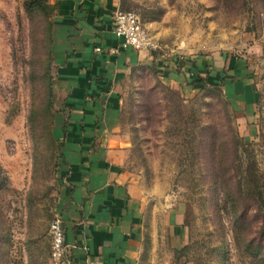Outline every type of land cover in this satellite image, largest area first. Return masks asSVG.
Masks as SVG:
<instances>
[{
	"label": "rangeland",
	"instance_id": "obj_1",
	"mask_svg": "<svg viewBox=\"0 0 264 264\" xmlns=\"http://www.w3.org/2000/svg\"><path fill=\"white\" fill-rule=\"evenodd\" d=\"M119 2L169 62L186 57L208 72L199 85L178 86L143 62L127 82L126 168L148 203V250L160 264H264V202L241 226L221 187L227 172L247 177L251 194L264 192V0ZM56 6L0 0V264H53L63 186Z\"/></svg>",
	"mask_w": 264,
	"mask_h": 264
},
{
	"label": "crops",
	"instance_id": "obj_2",
	"mask_svg": "<svg viewBox=\"0 0 264 264\" xmlns=\"http://www.w3.org/2000/svg\"><path fill=\"white\" fill-rule=\"evenodd\" d=\"M56 5L54 88L63 185L58 215L69 264H160L148 250V203L126 168L124 94L132 69L143 62L156 64L178 86L199 85L207 78L206 64L123 48L114 32L119 0Z\"/></svg>",
	"mask_w": 264,
	"mask_h": 264
},
{
	"label": "built area",
	"instance_id": "obj_3",
	"mask_svg": "<svg viewBox=\"0 0 264 264\" xmlns=\"http://www.w3.org/2000/svg\"><path fill=\"white\" fill-rule=\"evenodd\" d=\"M114 32L122 39V47L139 51L161 52L162 46L146 29L139 15L133 11H118L114 14ZM101 49H97L100 51ZM53 264H69L68 246L65 241V226L62 216L57 215L51 226Z\"/></svg>",
	"mask_w": 264,
	"mask_h": 264
},
{
	"label": "trees",
	"instance_id": "obj_4",
	"mask_svg": "<svg viewBox=\"0 0 264 264\" xmlns=\"http://www.w3.org/2000/svg\"><path fill=\"white\" fill-rule=\"evenodd\" d=\"M35 4L39 6L40 2L37 1ZM235 145L237 150L236 153H239L238 140ZM221 157L222 158H220V166L223 169V166L225 168L226 164L225 152H222ZM246 182L247 177L245 180H235V178L229 175L227 172L222 175L221 187L224 195V201L226 205L229 206V210L231 214H233L234 219H236L239 223L242 224L241 226H244V223L248 220L250 214H255L254 216H261L259 213L261 209L258 207L261 202H264V192H259L260 190H255L256 192L254 191L255 193L253 192V194H251L252 192L245 187ZM248 182L252 183V180L248 179ZM251 244H254L253 241H250V246H253ZM258 249H261L263 251L262 253H259L258 256L262 259L264 263V246L258 247Z\"/></svg>",
	"mask_w": 264,
	"mask_h": 264
}]
</instances>
